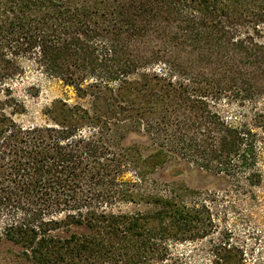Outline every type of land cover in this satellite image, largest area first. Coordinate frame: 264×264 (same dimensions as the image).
Listing matches in <instances>:
<instances>
[{
  "label": "trees",
  "instance_id": "trees-1",
  "mask_svg": "<svg viewBox=\"0 0 264 264\" xmlns=\"http://www.w3.org/2000/svg\"><path fill=\"white\" fill-rule=\"evenodd\" d=\"M263 31L264 0H0V264H175L173 244L207 235L208 206L148 175L177 159L260 181ZM24 61L78 101L54 103L50 125L17 122ZM129 133L153 156L123 147Z\"/></svg>",
  "mask_w": 264,
  "mask_h": 264
},
{
  "label": "rangeland",
  "instance_id": "rangeland-1",
  "mask_svg": "<svg viewBox=\"0 0 264 264\" xmlns=\"http://www.w3.org/2000/svg\"><path fill=\"white\" fill-rule=\"evenodd\" d=\"M260 42L264 45V31ZM22 66L24 74L11 84L15 95L25 104V112L17 117V122L22 126L50 125L49 110L54 103L78 102L70 88L58 80L46 77L35 64L24 61ZM258 108H262V102ZM222 112L227 118L234 119L241 117L244 110L224 104ZM253 129L260 140L257 168L261 175L259 182L250 183L245 179L233 180L207 173L177 159H166L153 169L147 165L151 169L148 175L150 179L184 185L195 194H202L208 206L207 215L211 221L206 228L207 235L202 239L173 244L170 249L173 263L226 264L225 258L229 255V264H264V131L256 125ZM121 144L136 149L141 160L154 154L147 139L135 133L126 134ZM158 158L161 161V157ZM137 170L131 166L123 179L137 180ZM149 208L143 204L122 202L112 206L114 212L125 213ZM2 222L0 218V229ZM4 249L7 247H0V260L4 256Z\"/></svg>",
  "mask_w": 264,
  "mask_h": 264
}]
</instances>
